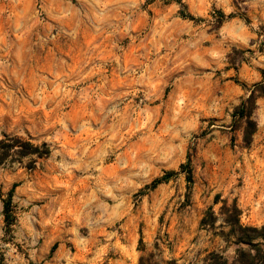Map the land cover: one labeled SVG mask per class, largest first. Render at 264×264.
<instances>
[{
  "label": "rangeland",
  "instance_id": "1",
  "mask_svg": "<svg viewBox=\"0 0 264 264\" xmlns=\"http://www.w3.org/2000/svg\"><path fill=\"white\" fill-rule=\"evenodd\" d=\"M263 71L264 0H0V140L51 151L0 166V264L232 261L220 201L264 225V98L230 131Z\"/></svg>",
  "mask_w": 264,
  "mask_h": 264
},
{
  "label": "trees",
  "instance_id": "2",
  "mask_svg": "<svg viewBox=\"0 0 264 264\" xmlns=\"http://www.w3.org/2000/svg\"><path fill=\"white\" fill-rule=\"evenodd\" d=\"M180 15L185 19L194 20L190 14L181 12ZM232 18H234L232 14L226 16L222 12H218L214 18V27L219 28L226 20ZM261 74L262 80L250 87L240 84L246 90L247 96L233 109L231 114L232 123L230 131H241L242 144L245 147L250 146L253 136L257 131V122L254 120L253 114L256 110L257 100L264 98V71ZM50 152V148L46 144L37 146L29 140L5 135L0 140V166L8 160L19 161L30 156H35L39 159L45 158L50 155ZM179 169L180 172L184 173L187 183H191L192 171L190 157L187 158L186 162ZM177 173L175 171L165 173L161 178L154 180L149 186H146V189H155L157 186L168 182ZM12 197L13 189L9 191L7 199L3 202L4 222L8 229H10L15 221ZM220 202L219 215L222 218V224L228 229L226 233H222V237L226 242L232 243L237 247L235 257L232 261H228L221 253L212 252L205 258L204 264H264V225L261 227L242 225L240 222L241 211L236 202L233 201L231 204L223 200ZM214 203H218L217 198ZM216 220L217 216L212 209H209L201 219L200 226L202 228H213ZM147 262V258L140 257L138 264H147ZM167 264L178 263L175 260H171Z\"/></svg>",
  "mask_w": 264,
  "mask_h": 264
}]
</instances>
